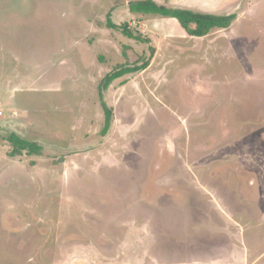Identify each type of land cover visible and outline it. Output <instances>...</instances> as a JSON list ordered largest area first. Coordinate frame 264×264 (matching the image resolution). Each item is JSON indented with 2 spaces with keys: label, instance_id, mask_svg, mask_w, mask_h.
I'll return each mask as SVG.
<instances>
[{
  "label": "rangeland",
  "instance_id": "374dc122",
  "mask_svg": "<svg viewBox=\"0 0 264 264\" xmlns=\"http://www.w3.org/2000/svg\"><path fill=\"white\" fill-rule=\"evenodd\" d=\"M133 1L0 0V264H264V0H154L237 14L204 37Z\"/></svg>",
  "mask_w": 264,
  "mask_h": 264
},
{
  "label": "trees",
  "instance_id": "16d2710c",
  "mask_svg": "<svg viewBox=\"0 0 264 264\" xmlns=\"http://www.w3.org/2000/svg\"><path fill=\"white\" fill-rule=\"evenodd\" d=\"M130 10L134 13L155 14L162 17L175 18L186 34L193 37H204L209 35L215 29L229 28L237 17L236 13L231 14H214L194 11L186 8L168 7L158 4L154 0H139L133 1L130 4ZM107 26L110 28H121L124 34L137 40L146 41L141 35H135L126 25L118 26L108 15ZM152 55L146 58L139 55L134 62H126L118 65L112 71L107 73L100 81L98 90L101 105L105 113V123L102 129V134L106 135L111 127L113 120V109L107 104L104 93L111 86V84L128 74L144 71L150 66L151 60L154 56L155 50L152 48ZM7 140L12 145V150L9 152L10 156H19L24 154L40 155L43 151V146L37 142L27 140L17 133H11Z\"/></svg>",
  "mask_w": 264,
  "mask_h": 264
}]
</instances>
